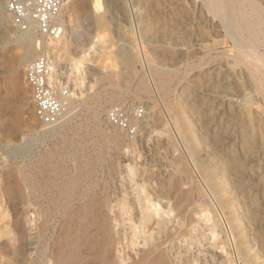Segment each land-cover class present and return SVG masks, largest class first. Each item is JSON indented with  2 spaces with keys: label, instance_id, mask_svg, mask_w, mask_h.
<instances>
[{
  "label": "rangeland",
  "instance_id": "rangeland-1",
  "mask_svg": "<svg viewBox=\"0 0 264 264\" xmlns=\"http://www.w3.org/2000/svg\"><path fill=\"white\" fill-rule=\"evenodd\" d=\"M239 1L251 25L236 34L252 41L255 32L249 48L264 56V0ZM4 2L0 264H53L68 217L88 203L110 218L116 255L124 247L133 256L142 227L113 218L123 203L139 210L137 186L170 190L176 200L186 195L193 221L188 243L165 245L171 264H264V79L259 88L254 75L261 61L240 53L213 1L68 0L66 34L51 49L18 31ZM25 34L34 50L22 59ZM36 39L58 55L69 86L67 114L51 128L35 117L24 82L25 62L39 53ZM77 65L80 89L71 74ZM140 104L146 113L133 137L107 124L109 107Z\"/></svg>",
  "mask_w": 264,
  "mask_h": 264
},
{
  "label": "bare ground",
  "instance_id": "bare-ground-1",
  "mask_svg": "<svg viewBox=\"0 0 264 264\" xmlns=\"http://www.w3.org/2000/svg\"><path fill=\"white\" fill-rule=\"evenodd\" d=\"M212 1L214 14L222 23L228 26L226 28L230 29L228 33L233 37L234 40H232L235 42L240 53L246 51V54L260 59L261 62L257 64V68L255 64L257 70H255L254 75L259 77L257 79L255 78L256 83H258L257 86L263 88L264 56L259 55L260 52H258L256 48H249L255 45V42H257L255 40L258 36L255 32H250L249 36L252 41H246L243 39V36L236 34L237 29L239 30L242 27L248 28L251 25V21L243 17L241 2L239 0ZM67 2L68 0H65L64 5ZM93 10H95L94 6ZM29 39L30 36L28 34H25L22 38L25 44V51L22 55V59L26 58L32 53V50H34V47L33 49L30 47ZM59 41L60 40L55 42ZM99 41L101 40L98 39L95 42ZM261 41L264 42V40ZM45 42H47L49 49H51L53 43H55L49 40ZM45 42H42V46L40 47L41 42L37 39L35 40L38 49L42 48L44 51ZM59 50L60 49H57V51ZM54 58L56 63V74L59 75L57 67L59 57L57 55ZM81 69L82 67L77 65L73 67L71 71L74 78V85L77 89H80L83 83ZM155 73L158 76H162L158 70H156ZM56 79L58 78L56 77ZM161 87L166 89V83L163 80L161 81ZM71 93L74 94L73 91ZM132 170V167H130L129 173H132ZM136 189L137 193L139 192L138 197H141L138 202L139 210L135 207L134 212H132V209L130 210V208H127L123 203L120 205L119 212L117 211L118 216L113 218L118 221L124 219L131 221L134 230L136 227H142V230L140 229L143 232L142 246L136 250L133 256L126 257L124 247L122 248L123 254L119 256L116 255L117 238L113 233L110 218L106 216L100 208L93 207L95 206L94 203H88L85 204L80 211L78 209L79 212L76 216L68 217L62 229L63 234L59 237L60 246L53 259V264H68L69 260L72 261L71 264H171L168 253L164 248L165 245L168 244V246L171 245V247H173L176 240H184L188 243V227L193 221L188 203L185 201L186 195L182 193L180 199L176 200L173 199L170 190H166L165 192H159L157 190L149 192L142 186H137ZM175 190L177 191L178 189ZM147 210H149V212H147ZM158 210H161V212ZM132 214H134L133 216H138L135 221L132 219ZM170 214L173 215L172 218L169 216ZM201 216H208V212H202ZM174 221H177V224H174ZM210 229L213 230V233L215 232L213 226L210 227ZM130 243L133 245L137 244L133 240ZM216 259H218V257Z\"/></svg>",
  "mask_w": 264,
  "mask_h": 264
},
{
  "label": "built area",
  "instance_id": "built-area-1",
  "mask_svg": "<svg viewBox=\"0 0 264 264\" xmlns=\"http://www.w3.org/2000/svg\"><path fill=\"white\" fill-rule=\"evenodd\" d=\"M64 3L65 0H5L4 10L18 31H30L42 40L55 42L65 34L66 21L62 15ZM38 51L36 56L25 62L24 82L35 117L43 127L51 128L57 126L67 114L69 86L62 76L56 74L54 55L42 48ZM145 113L146 108L142 104L131 109L114 105L106 110L105 119L111 128L133 137L137 133V121Z\"/></svg>",
  "mask_w": 264,
  "mask_h": 264
}]
</instances>
